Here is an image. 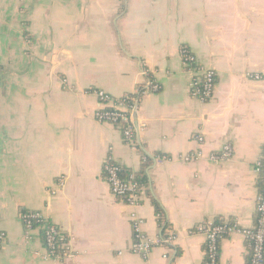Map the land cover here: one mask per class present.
Segmentation results:
<instances>
[{
  "label": "crops",
  "instance_id": "crops-1",
  "mask_svg": "<svg viewBox=\"0 0 264 264\" xmlns=\"http://www.w3.org/2000/svg\"><path fill=\"white\" fill-rule=\"evenodd\" d=\"M1 13L0 3V62H8L0 64V264H203L198 225L254 226L264 159V0H16ZM182 47L196 67L214 72L205 103L191 92ZM144 71L159 91L140 95L127 144L114 126L96 122L98 101L86 92L136 94ZM225 145L232 159L210 161ZM184 154L198 159L182 162ZM108 159L133 174L144 165L137 206L110 194ZM21 211L54 224L66 254L51 256L41 230L26 239ZM132 213L157 242L146 258L129 249ZM169 233L170 244L159 245ZM248 257L240 234L221 240L217 264Z\"/></svg>",
  "mask_w": 264,
  "mask_h": 264
},
{
  "label": "built area",
  "instance_id": "built-area-1",
  "mask_svg": "<svg viewBox=\"0 0 264 264\" xmlns=\"http://www.w3.org/2000/svg\"><path fill=\"white\" fill-rule=\"evenodd\" d=\"M180 55L184 69L193 75L190 89L193 96L199 98L202 103L207 102L212 97L215 75L212 70L198 68L195 65V59L185 48H180ZM145 81L143 84L144 92L156 93L159 87L151 80V76L144 71ZM258 79V78H257ZM138 92V91H137ZM136 92V93H137ZM86 93L92 94L98 101V107L95 110V120L98 124H107L114 126L122 134L125 143L131 144L134 132L137 131L134 125V114L137 109V102L132 100L129 104L119 102V99L112 98L110 95L98 91L89 90ZM201 144L202 137H195ZM134 145H132L133 147ZM219 156L211 155L210 161L214 163H227L233 157V150L230 145H225L221 149ZM182 162L190 163L198 159L197 154H184L179 156ZM259 170H263L264 164H258ZM103 177L109 187L110 194L128 206H137L141 199L143 188L135 179L133 173L122 176L123 168L110 159L103 164ZM19 220L22 224L25 238L31 240L34 232L41 230L43 233L42 241L44 248L51 256L65 255L63 249L67 248L66 238L60 234L54 224L44 219L40 212L21 211ZM132 230V242L130 251L134 254L148 257L152 249L157 245L141 231L142 221L132 213L129 216ZM196 233L202 235L205 239V257L203 264H217L220 242L230 233H236L243 236L248 242L249 257L247 264H264V182L258 190L255 205L254 226L250 229L238 228L236 224L204 222L196 227ZM172 234H168L159 241V245H168L172 241ZM5 240V235L0 234V246ZM63 252V253H62ZM167 258L166 255L163 256Z\"/></svg>",
  "mask_w": 264,
  "mask_h": 264
},
{
  "label": "trees",
  "instance_id": "trees-1",
  "mask_svg": "<svg viewBox=\"0 0 264 264\" xmlns=\"http://www.w3.org/2000/svg\"><path fill=\"white\" fill-rule=\"evenodd\" d=\"M142 87H140L139 89V92H137L136 94H125L123 97L119 98V102H122L124 104H129L130 102H132V100H135L136 102L139 101V98H140V95L144 92L143 89H141ZM262 163L264 164V159L262 161ZM261 178L258 182V186L261 187L263 182H264V174H263V170L261 168ZM131 172L129 171H126L123 169V173H122V176L125 177L127 174H130ZM135 179L136 181L139 183V185L141 187H146V178H145V173H144V165L142 166V170L139 172V173H135ZM153 203V206H154V209H155V213H156V216H157V221H158V224L160 226V228L164 229L163 230V233L164 231L166 230V225L164 223V213L160 207V205L158 204V202L156 201H152ZM217 223H219L218 221H216ZM40 236L42 238L43 236V233L41 231L40 233ZM165 236H162V238H164Z\"/></svg>",
  "mask_w": 264,
  "mask_h": 264
},
{
  "label": "rangeland",
  "instance_id": "rangeland-1",
  "mask_svg": "<svg viewBox=\"0 0 264 264\" xmlns=\"http://www.w3.org/2000/svg\"><path fill=\"white\" fill-rule=\"evenodd\" d=\"M16 0H0V3H1V7H2V19H4V17L7 16V10L10 6H12V4L15 3ZM16 5H19V3H17ZM0 64H3L4 65V68H7L8 67V62L5 61V60H2L0 62Z\"/></svg>",
  "mask_w": 264,
  "mask_h": 264
},
{
  "label": "water",
  "instance_id": "water-1",
  "mask_svg": "<svg viewBox=\"0 0 264 264\" xmlns=\"http://www.w3.org/2000/svg\"><path fill=\"white\" fill-rule=\"evenodd\" d=\"M136 115V114H135ZM134 115V125H135V128L137 129V124H136V116Z\"/></svg>",
  "mask_w": 264,
  "mask_h": 264
}]
</instances>
